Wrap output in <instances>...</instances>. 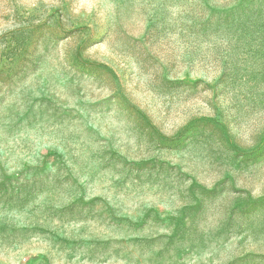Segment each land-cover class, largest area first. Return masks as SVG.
Returning a JSON list of instances; mask_svg holds the SVG:
<instances>
[{
    "label": "rangeland",
    "instance_id": "374dc122",
    "mask_svg": "<svg viewBox=\"0 0 264 264\" xmlns=\"http://www.w3.org/2000/svg\"><path fill=\"white\" fill-rule=\"evenodd\" d=\"M0 264H264V0H0Z\"/></svg>",
    "mask_w": 264,
    "mask_h": 264
}]
</instances>
